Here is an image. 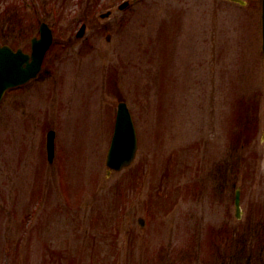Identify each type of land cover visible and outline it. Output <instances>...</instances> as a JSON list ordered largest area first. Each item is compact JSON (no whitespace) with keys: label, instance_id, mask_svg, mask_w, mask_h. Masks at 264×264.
I'll list each match as a JSON object with an SVG mask.
<instances>
[{"label":"rangeland","instance_id":"1","mask_svg":"<svg viewBox=\"0 0 264 264\" xmlns=\"http://www.w3.org/2000/svg\"><path fill=\"white\" fill-rule=\"evenodd\" d=\"M122 1L0 0L1 43L54 36L0 103V264H264L261 0ZM121 100L138 149L107 175Z\"/></svg>","mask_w":264,"mask_h":264},{"label":"water","instance_id":"2","mask_svg":"<svg viewBox=\"0 0 264 264\" xmlns=\"http://www.w3.org/2000/svg\"><path fill=\"white\" fill-rule=\"evenodd\" d=\"M127 2L121 6H125ZM263 16V49H264V0H262ZM41 37L31 40V54L21 49L13 51L8 45L0 46V100L4 91L12 86L21 84L35 76L40 69L43 55L51 42V31L45 25L40 27ZM52 132L48 135V143L52 144ZM137 138L131 115L124 102H120L117 110L115 130L107 154V165L120 169L131 162L135 155ZM49 154L52 155V149ZM238 207V198L236 199Z\"/></svg>","mask_w":264,"mask_h":264}]
</instances>
